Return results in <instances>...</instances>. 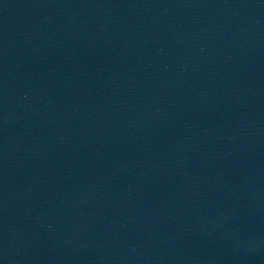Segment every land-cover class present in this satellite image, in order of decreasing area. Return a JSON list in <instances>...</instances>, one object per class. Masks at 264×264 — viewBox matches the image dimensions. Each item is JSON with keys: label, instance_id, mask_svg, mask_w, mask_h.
Returning a JSON list of instances; mask_svg holds the SVG:
<instances>
[{"label": "water", "instance_id": "obj_1", "mask_svg": "<svg viewBox=\"0 0 264 264\" xmlns=\"http://www.w3.org/2000/svg\"><path fill=\"white\" fill-rule=\"evenodd\" d=\"M0 264H264V0H0Z\"/></svg>", "mask_w": 264, "mask_h": 264}]
</instances>
